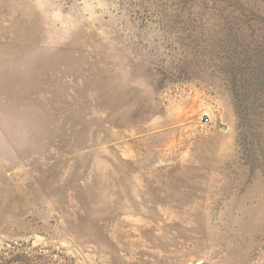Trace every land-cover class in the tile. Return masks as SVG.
<instances>
[{"label":"rangeland","instance_id":"rangeland-1","mask_svg":"<svg viewBox=\"0 0 264 264\" xmlns=\"http://www.w3.org/2000/svg\"><path fill=\"white\" fill-rule=\"evenodd\" d=\"M0 264H264V0H0Z\"/></svg>","mask_w":264,"mask_h":264},{"label":"built area","instance_id":"built-area-1","mask_svg":"<svg viewBox=\"0 0 264 264\" xmlns=\"http://www.w3.org/2000/svg\"><path fill=\"white\" fill-rule=\"evenodd\" d=\"M209 113L207 111L203 112V115H202V120L204 123H208L209 121Z\"/></svg>","mask_w":264,"mask_h":264}]
</instances>
